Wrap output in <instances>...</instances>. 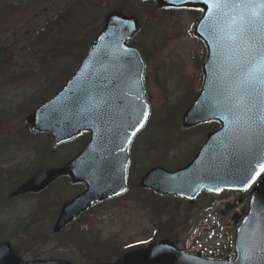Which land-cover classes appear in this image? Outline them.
I'll return each instance as SVG.
<instances>
[{
    "label": "rangeland",
    "instance_id": "1",
    "mask_svg": "<svg viewBox=\"0 0 264 264\" xmlns=\"http://www.w3.org/2000/svg\"><path fill=\"white\" fill-rule=\"evenodd\" d=\"M63 3L64 0H0V11L3 13L0 20V25H2L0 29V62H4L0 65V147L3 146L6 150L4 153L0 151V198L1 195H6L12 185L26 174L24 172L34 162L35 154L29 150L26 143L35 140H30L29 135L23 134L27 115L23 103L28 95L42 84L45 85L53 73L45 71V74H38L41 66L40 60L48 53L43 48L33 46L31 40L38 33L44 38L42 29L59 12ZM131 4H133V13L138 12L140 18L143 17L141 19L143 28L137 35L139 37H136L137 42L136 39L134 40V44L138 43L145 49L143 51L139 48L146 64L144 80L147 96L151 102L152 114L144 131L150 132L147 129L152 123L154 126L163 128L161 133L157 132L158 130L155 131L156 137L152 143L149 141L150 133H141L140 142L134 145L128 185L130 195L137 196L138 178L150 168L149 166L157 163V157L168 159L167 162L158 163V165L175 168L176 166H173L171 162L182 156L181 152L189 140L201 134L199 129L188 132L189 138L184 144L182 142L183 145L179 144V141L182 140L171 139L172 136H179L180 132L184 131L180 127V117L183 109L192 101L191 99L198 90L203 46L194 40L191 34L193 13L165 11L159 8L151 10L146 6H151L149 4L144 3L142 6L136 3ZM131 4L125 0H101L99 2L105 12L117 7L129 8ZM82 10V7L78 9V11ZM92 14L93 12L90 13V15ZM99 26V20L94 22L92 26L88 27L86 36L90 35L92 39L94 33L100 28ZM86 36L81 31L72 39L84 40ZM39 38L40 36L34 38L33 41L38 42ZM70 63L67 60L68 69H72ZM64 67L65 65H63ZM20 73H26L25 76L30 74L29 76L38 78L39 82L36 85L24 84V79L17 82L22 77L20 76L15 83L7 86L2 84V81H7L14 74ZM60 85L61 82L57 87ZM203 136L200 140L203 139ZM78 146L79 143L74 142L73 145L50 153L49 159L45 160H50L53 163L57 160V163L65 161L76 153ZM169 149L171 151L167 152ZM28 158H31V163H26L18 170V164L24 163ZM59 181L65 187L62 191L59 189L64 200L82 189L81 185H77L78 188H76L66 182L64 178ZM4 183L10 185L6 188ZM56 192H58L57 189L54 193ZM243 194L231 192L220 195H199L194 207L186 208L189 209V212L185 220V227L179 228L178 233L170 239L178 248L187 252L200 251V253L211 257L212 255L234 257L235 225L231 219L233 211L222 213L221 210L225 201L234 200L237 201L238 211H242L248 198L247 194ZM49 197L45 192L40 196L23 197L12 200L9 204L6 203V210L0 219V242L11 239L12 243L18 246L31 241L33 239L31 236L39 239L40 236H46L50 229L49 219H52L54 208L56 210L58 207L57 202L51 205L49 201L46 202L47 205H44L43 201ZM3 202L1 200L0 205ZM113 202L91 209L94 213L89 217L88 223L89 230L100 236L103 245L105 242L112 245L111 253H121L126 246L142 245L139 247L146 248L147 242L158 234V230L159 233L163 234L164 232L163 235L167 236L176 228V224L180 223V215L175 217L169 213L168 217L163 219L165 222H160L162 219H158L155 224L148 212L134 201L122 197ZM206 205V210L202 209ZM210 214L213 217L208 223L207 219ZM42 216H46V218L43 219L40 226H32L34 221ZM213 222L216 223L213 231V233L216 232V235H212L210 232L209 236L207 227L211 226ZM73 232H80L83 236L84 246L88 250V244L92 240L91 232L78 231L68 226L58 236L57 244L53 248H48L51 246L50 243L43 245L42 249L46 252V256L64 254V248L59 249L57 246L66 243V241L67 243L71 242L74 238ZM73 250V247H70V251L66 253L68 257L73 258ZM81 256L85 258L84 255ZM104 256H108L106 250ZM75 260L77 264L84 263L82 259L75 258Z\"/></svg>",
    "mask_w": 264,
    "mask_h": 264
},
{
    "label": "water",
    "instance_id": "2",
    "mask_svg": "<svg viewBox=\"0 0 264 264\" xmlns=\"http://www.w3.org/2000/svg\"><path fill=\"white\" fill-rule=\"evenodd\" d=\"M156 1L162 6L202 5L205 12L201 19L203 34L211 38L209 20L205 19L209 6L204 0ZM217 20L223 26L228 17L221 14ZM103 27L67 84L27 117L30 129L48 132L53 145L70 139L81 130H89L92 137L65 165L39 170L12 193L39 191L59 175L68 174L71 182H83L85 190L62 206L54 232L90 205L124 191L129 144L148 116V102L142 90V60L138 52L127 45V40L139 28L137 18L113 11L106 15ZM208 55L203 65L202 89L185 110L181 122L183 126H193L214 119L220 121L221 127L207 134L205 144L186 167L170 172L155 166L140 178V187L193 198L202 188L213 191L247 188L262 170L264 135L253 134L243 122L229 131L228 123L211 104L219 73L217 46L213 40ZM250 196V209L237 228L238 255L233 262L200 259L177 251L170 243L156 241L146 252L136 249L124 253L122 260L109 264H264V175L254 184ZM231 207L226 205L225 208ZM238 217L234 215L236 221ZM245 254L250 258L246 259ZM0 264L69 263L63 260L25 263L14 258L8 243H3Z\"/></svg>",
    "mask_w": 264,
    "mask_h": 264
},
{
    "label": "snow or ice",
    "instance_id": "3",
    "mask_svg": "<svg viewBox=\"0 0 264 264\" xmlns=\"http://www.w3.org/2000/svg\"><path fill=\"white\" fill-rule=\"evenodd\" d=\"M204 3L209 6L205 19L209 20L210 36L217 46L219 68L211 104L228 123L229 131L243 122L253 134L264 135V0ZM221 14L228 17L223 26L217 20ZM261 168L264 170V165ZM245 258L250 257L245 254Z\"/></svg>",
    "mask_w": 264,
    "mask_h": 264
},
{
    "label": "trees",
    "instance_id": "4",
    "mask_svg": "<svg viewBox=\"0 0 264 264\" xmlns=\"http://www.w3.org/2000/svg\"><path fill=\"white\" fill-rule=\"evenodd\" d=\"M78 1L82 2L81 6H83V10L77 16L75 15L78 9L77 8H76L77 10L73 9L72 6L73 3L75 4L77 2L71 0L69 2V5H67V8L59 11V13L55 15L53 19H51L45 25V28L42 29V34L44 37L43 39L49 38V39H45L46 40L45 42L47 43H46V47L43 49L48 53L47 56L42 58V62H44L43 70L44 72L50 70H54L57 72L59 70V72L62 74L61 76L57 77V82H55L56 85L52 86L51 88L50 87L46 88L42 84L40 88L35 90L30 95L31 97L29 100H27L28 103L26 105L27 112H30V110L33 108L32 106L35 103V101H39V100L41 101V99H44L46 94L50 93L52 89L54 90V88H56L59 85V82H63L66 76L72 73L73 68L78 64L80 58L82 57L83 52L87 48L89 40L91 39L90 35L86 36L88 27L92 26L94 22L96 23L98 20L100 21V17H101L99 16L100 12H97V15L95 14L96 8L98 9L100 8V5L97 4L96 0H93L92 2H90L89 0H78ZM86 3H88L89 5H87ZM146 3L155 7V4L153 3L152 0H147ZM92 12L93 14L90 15V13ZM81 31L84 32V36H86V38L84 37L85 38L84 40H76V39L73 40L72 38L75 35L79 34ZM76 48H78V50H76ZM67 60L71 62L70 67L72 69L70 68L68 69V67L66 66ZM63 65H65L64 68ZM196 128H200V125ZM199 136L201 139V134ZM174 138L175 136H172L171 139L174 140ZM169 151H171V149H169L167 152ZM167 161L165 158L157 157V163H164ZM153 199L156 200L155 203H153V205L156 206V211H158V213H156V216L158 217L161 215V213L166 212V210H163L165 204L163 203V200H160L159 198L156 199L152 195H149L147 200L152 202ZM157 233L159 234V230ZM163 234L165 233L163 232ZM76 244L80 245L82 243L79 244L77 242ZM113 254L115 256L118 253H111L109 251L108 252L109 258H112Z\"/></svg>",
    "mask_w": 264,
    "mask_h": 264
},
{
    "label": "flooded vegetation",
    "instance_id": "5",
    "mask_svg": "<svg viewBox=\"0 0 264 264\" xmlns=\"http://www.w3.org/2000/svg\"><path fill=\"white\" fill-rule=\"evenodd\" d=\"M41 222V220H40ZM17 248L19 249V253L21 256L23 255H28L29 258H33V259H37L38 257H47L46 256V252L44 251V249H42V245L40 243V241H36V243L34 242H25L22 243L20 245L17 246ZM50 256V255H49Z\"/></svg>",
    "mask_w": 264,
    "mask_h": 264
},
{
    "label": "bare ground",
    "instance_id": "6",
    "mask_svg": "<svg viewBox=\"0 0 264 264\" xmlns=\"http://www.w3.org/2000/svg\"><path fill=\"white\" fill-rule=\"evenodd\" d=\"M50 200H51L50 198L45 199V201H43L44 205L46 204V202H49Z\"/></svg>",
    "mask_w": 264,
    "mask_h": 264
}]
</instances>
